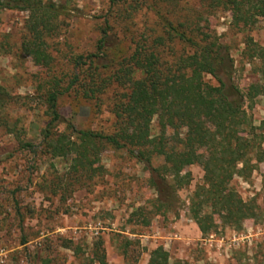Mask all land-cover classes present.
<instances>
[{
    "label": "rangeland",
    "instance_id": "rangeland-1",
    "mask_svg": "<svg viewBox=\"0 0 264 264\" xmlns=\"http://www.w3.org/2000/svg\"><path fill=\"white\" fill-rule=\"evenodd\" d=\"M55 1L65 3L68 13L60 35L50 41V67L34 64L21 49L27 13L0 12V39L8 46L0 52V86L11 98L3 109L8 125L0 126V264H92L100 240L107 264H147L157 245H162L177 264H264L263 212L244 220L239 229L220 225L205 236L199 231L188 212L190 195L203 178L199 164L185 168L191 181L170 194L172 204L164 213L162 184L158 191L146 163L127 148H105L95 165L103 169L92 176L87 187L67 193L60 186L53 192L55 176H61L66 165L39 145L47 116L37 90L40 81L54 74L66 85L70 59L97 51L106 21L114 44L109 54L121 58L131 53L138 39L152 34L162 13L182 22L184 17L190 22L198 20L206 31L215 33L232 58V81L245 91L258 81L254 70L257 60L248 58L246 45L249 38L264 44V19L252 28H242L233 22L227 8L213 0H179L175 6L156 0ZM180 49V45L174 48ZM204 78L216 85L211 75ZM110 104V90L99 100L83 98L75 90L58 98L61 114L76 128L102 133L114 128ZM250 113L253 123L260 125L264 93L255 99ZM151 132H157L155 118ZM16 134L37 145L36 151L20 147ZM162 163L161 156L151 160L153 167ZM231 185L244 200L254 199L263 207L264 160L249 178L235 175Z\"/></svg>",
    "mask_w": 264,
    "mask_h": 264
},
{
    "label": "trees",
    "instance_id": "trees-1",
    "mask_svg": "<svg viewBox=\"0 0 264 264\" xmlns=\"http://www.w3.org/2000/svg\"><path fill=\"white\" fill-rule=\"evenodd\" d=\"M213 1L227 8L233 22L242 28H252L264 19V0ZM157 2L175 6L179 0ZM7 9L27 13L21 49L34 64L50 67V41L62 31L68 13L66 4L55 0H0V12ZM158 17L152 34L138 39L131 53L121 58L109 54L114 44L106 21L97 51L70 59L66 85L55 74L38 83V97L47 116L39 145L66 165L64 173L55 176L57 184L52 183L51 190L55 192V187L61 186L70 193L87 187L92 176L103 169L95 165L105 148H127L146 163L158 191L162 184V213L170 209V194L190 183L191 174L185 168L199 164L203 178L190 195V217L203 236L220 225L239 229L244 220L256 218L259 211L264 213V205L260 207L254 199L244 200L231 185L235 175L249 178L264 160V120L255 125L250 113L255 99L264 93V44H255L249 38L246 49L248 58L257 60L254 70L258 81L242 91L232 81L233 61L228 49L218 42L215 33L206 31L198 20L190 22L184 17L182 22L162 13ZM176 45L181 49L175 51ZM7 47L1 38L0 52ZM205 74L211 75L216 85L206 81ZM70 90L97 100L110 90L112 132L78 129L67 120L59 110L58 98ZM10 101L0 86V126L8 125L3 109ZM154 118L157 132L152 134ZM16 139L20 147L36 151L37 145L19 139V134ZM157 156L163 163L153 167L151 160ZM92 264H107L102 240ZM147 264L177 263L170 260L162 245H157L150 251Z\"/></svg>",
    "mask_w": 264,
    "mask_h": 264
}]
</instances>
